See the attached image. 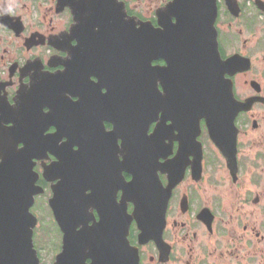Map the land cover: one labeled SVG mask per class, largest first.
<instances>
[{
  "label": "flooded vegetation",
  "instance_id": "af4514ba",
  "mask_svg": "<svg viewBox=\"0 0 264 264\" xmlns=\"http://www.w3.org/2000/svg\"><path fill=\"white\" fill-rule=\"evenodd\" d=\"M173 1L0 0V163L30 157L40 264L61 252L50 201L62 178L80 191L72 231L95 240L100 224L108 237L124 207L138 264H264V0H212L226 66L220 88L230 85L233 117L227 99L215 107L204 92L211 99L200 107L196 86L182 84L184 47L209 38L178 31ZM141 25L146 43L136 53ZM139 181L149 185L144 203ZM43 213L47 255L36 243ZM136 217L163 227L148 228L154 237L143 241ZM87 248L73 259L93 256Z\"/></svg>",
  "mask_w": 264,
  "mask_h": 264
},
{
  "label": "water",
  "instance_id": "95a60500",
  "mask_svg": "<svg viewBox=\"0 0 264 264\" xmlns=\"http://www.w3.org/2000/svg\"><path fill=\"white\" fill-rule=\"evenodd\" d=\"M170 8L171 15L177 19L175 27L180 33L183 32L184 35L192 34L195 32H188V30L199 28V34L209 38L205 47H192V42L190 47H184L182 58L184 82L182 84L184 86L190 84L193 86L191 90L196 86L192 98L199 101L200 107H203L204 101L211 99L209 96H204V92H212L215 95L213 96L216 100L215 107H224V104L220 105L218 101L219 99L223 101L227 99L231 104L225 105L231 107L233 117L235 111H237V104L231 94L230 85H227L225 91L220 88L222 73L226 66L225 63L220 62L214 38L215 9L213 1L174 0ZM132 35H135V41L132 42V44L135 43V46L132 47V50L136 53L139 51L144 52L146 43L144 25H141V28L136 30L135 33L133 32ZM160 51V48L152 47L151 49V52L158 53L159 57L161 56ZM205 55L206 61H204ZM136 65L139 64L136 63ZM157 73L160 76L161 71L159 70ZM150 90L153 103L159 105L161 98L156 85H153ZM210 106V104L205 105V107ZM206 112L208 113L207 110ZM156 132L157 129L154 136ZM28 158L30 159L27 151H21L19 154H11L8 161L0 163V264H40L32 240L33 228L37 220L29 211L37 190L34 186V176ZM138 186L142 191L137 194L140 195L141 203H144L145 189L149 188V185L144 186L139 181L135 192L140 189ZM57 189V195L52 200L54 204L50 201V206L54 210L56 221L63 233V239L61 252L56 256L55 264H71L73 261L77 262L81 257L82 259L76 264H81L80 261L84 263L86 258L92 259V264H138L137 250L130 247L127 240L129 220L124 216V207L119 209V224L111 226L108 237L100 231V228L104 229L105 226L97 224L95 226L96 239L87 238L84 240L80 232L75 233L72 231L75 226L71 224V219L75 217L80 219L81 217L82 208L80 204L77 206L70 204L73 203V196H76L80 201V191L77 188L67 187L64 178H62ZM70 212L73 213V215H70L71 217L69 216ZM136 220L141 230L140 239L143 241L148 237H154L153 232H147L148 228L152 230L162 229L164 223L162 219L156 223L155 218H152L150 224H147L144 218L139 219V217H136ZM85 245L88 246L87 249L93 256L86 255L83 258L82 255L77 259H73L74 252L78 250L79 253H82ZM74 246H78V248Z\"/></svg>",
  "mask_w": 264,
  "mask_h": 264
},
{
  "label": "rangeland",
  "instance_id": "374dc122",
  "mask_svg": "<svg viewBox=\"0 0 264 264\" xmlns=\"http://www.w3.org/2000/svg\"><path fill=\"white\" fill-rule=\"evenodd\" d=\"M47 214L43 213L42 214V218L44 220V222H42V225H40V227L38 228V235L36 238V243L37 245H41L44 244L46 246V254H48V251H50V240L52 238L51 236V224L49 225L50 222H48L47 220ZM55 236V234H53Z\"/></svg>",
  "mask_w": 264,
  "mask_h": 264
}]
</instances>
